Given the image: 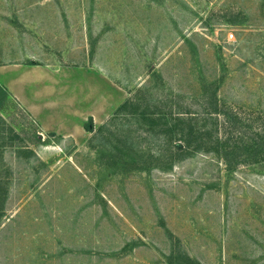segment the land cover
I'll use <instances>...</instances> for the list:
<instances>
[{
	"label": "rangeland",
	"instance_id": "rangeland-1",
	"mask_svg": "<svg viewBox=\"0 0 264 264\" xmlns=\"http://www.w3.org/2000/svg\"><path fill=\"white\" fill-rule=\"evenodd\" d=\"M84 60L129 98L95 131L0 107V264H264V0H0V63Z\"/></svg>",
	"mask_w": 264,
	"mask_h": 264
},
{
	"label": "crops",
	"instance_id": "crops-1",
	"mask_svg": "<svg viewBox=\"0 0 264 264\" xmlns=\"http://www.w3.org/2000/svg\"><path fill=\"white\" fill-rule=\"evenodd\" d=\"M0 83L43 132L77 136L92 116L99 125L127 96L101 65L84 60L49 66L39 63H0Z\"/></svg>",
	"mask_w": 264,
	"mask_h": 264
},
{
	"label": "trees",
	"instance_id": "trees-1",
	"mask_svg": "<svg viewBox=\"0 0 264 264\" xmlns=\"http://www.w3.org/2000/svg\"><path fill=\"white\" fill-rule=\"evenodd\" d=\"M10 95V92L7 90V88L2 85L0 83V107L3 105L4 100L6 99V97ZM129 103V98L125 99L122 103H120L118 105V107L115 109L114 113L117 111H121L123 109H125V106H127ZM217 106L215 107V110L212 111H208L209 113H218L219 110H217ZM182 110H177L176 114L174 115L173 119H176V121H174L172 124H170V126L167 127V130L169 131H173L175 129V127H177L179 125V120H183V122L185 121L179 113H181ZM189 115V114H188ZM165 118V123H167V116L165 114L162 115ZM190 116V115H189ZM181 120V121H182ZM83 127L88 130V131H95L94 128V124H93V119L92 116L89 115L87 117V119L83 122ZM197 132V131H196ZM195 132V125L192 124L190 121L187 122V128L185 126L181 127V140L180 142H177V146L179 147H190L191 145H193V140L195 139L194 137H196V133ZM52 134H54L53 132H51ZM200 139V138H198ZM264 144V138H262L261 140H252L248 145H247V149H248V155H250L251 157L249 159H254L255 161L264 158V151L262 149H257L256 147H260V145ZM197 148L201 147V144L198 143L196 144ZM188 153V152H186ZM186 153H184L183 155H186ZM181 156V155H179ZM252 156H255V158H253ZM222 157L225 161V163H228L229 161V157L227 152H224V154H222ZM246 161H249L248 158H246ZM245 159H243L242 161H244Z\"/></svg>",
	"mask_w": 264,
	"mask_h": 264
}]
</instances>
